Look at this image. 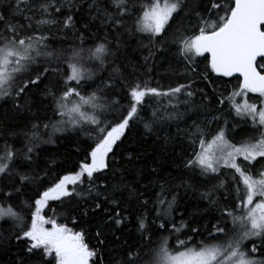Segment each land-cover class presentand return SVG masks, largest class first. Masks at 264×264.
<instances>
[{
    "label": "snow or ice",
    "instance_id": "obj_1",
    "mask_svg": "<svg viewBox=\"0 0 264 264\" xmlns=\"http://www.w3.org/2000/svg\"><path fill=\"white\" fill-rule=\"evenodd\" d=\"M85 3L86 9L73 0L67 6L60 0H0V100L11 102L10 108L0 109V140H4L0 148V223L11 221L10 231H0V254L14 257L4 264H105L106 245H111L107 264H264V258H255L257 254L264 257V169L254 171L264 160V63L260 62L264 61V0ZM74 8L86 13L80 28L72 14ZM97 21L92 33L97 39L85 47L84 33ZM44 26L71 30L74 39L65 35L57 42L67 47L53 48L50 40L55 38L44 34ZM133 41L134 52H147L140 65L127 56ZM157 55L183 61L186 70L182 75L187 82L166 91L150 87L149 81L141 82L139 77L130 82L129 76L139 67L151 73ZM198 57L218 77L238 74L240 78L238 90L227 97L221 93L217 102L219 106L228 103L227 115L234 111L242 125L250 123L247 131L251 134L239 142L229 138V131L245 129L240 125L229 129L227 119L225 126L213 131L212 125L224 113L209 118L212 98L204 89L193 87L196 76L208 80L207 71L198 72ZM129 66L133 73L126 72ZM103 72H108L107 80L85 94L89 82L94 83ZM117 84L126 104L111 98L117 94L112 91ZM248 93L258 94L260 102L249 103ZM197 95L199 103L194 99ZM181 96L183 113L175 110L178 104L171 103ZM240 96L245 97L243 103L236 100ZM146 97L168 98L170 103L145 117ZM186 115L193 121L188 128L177 125L176 136L159 135ZM135 123L143 124L146 134L156 135L160 152L147 163L130 152L126 165L111 167L110 154L115 156L117 142ZM69 132L83 133L91 143L81 147L77 137L71 151L83 158L60 175L56 159L41 157L37 149L54 144L56 134ZM20 135L25 146L17 150L7 141ZM178 136L190 141V153L183 147L176 151ZM169 145H174L171 152ZM148 155L144 153L145 160ZM222 169L229 170L230 177ZM200 177L217 179V183L199 192V199L208 207H194L189 213L192 222L216 209L221 217L230 218L231 227L217 220L207 236L189 247L195 236L202 235L199 228H190L193 235L187 240L175 237L177 243L170 248L173 233L189 227V221L183 219L176 223L180 190L198 192L204 183ZM229 179L235 185L234 206L221 207L219 197H213L217 190L227 188ZM28 187L34 199L23 201V208L17 211L18 205L10 201ZM72 198L76 199L72 211L79 213L72 223L92 219L95 246L86 242V230L76 231L42 215L50 202L63 204ZM27 212H31L30 223ZM152 212L155 216L150 221ZM133 215L142 243L123 238L122 225ZM157 232L168 235L153 241ZM13 248L17 249L14 253Z\"/></svg>",
    "mask_w": 264,
    "mask_h": 264
},
{
    "label": "trees",
    "instance_id": "obj_2",
    "mask_svg": "<svg viewBox=\"0 0 264 264\" xmlns=\"http://www.w3.org/2000/svg\"><path fill=\"white\" fill-rule=\"evenodd\" d=\"M61 3L65 4L67 6L68 0H60ZM74 3L77 4H84L86 9V3L85 0H73ZM0 11H3V9H0ZM54 11V10H53ZM69 14L67 12V8H65V15ZM72 14L74 15V19L77 22L76 27L80 28L81 24L84 19H86V13L85 11H81L79 8H74ZM223 14V13H221ZM5 15H7V12L5 11ZM56 16L63 20L62 16H59V14H56ZM23 21V18H20V22ZM131 21H129L130 23ZM193 24H195V20L193 21ZM99 25V21L95 22L93 27L86 33H84L85 39L87 40V44L85 47H87L89 44L93 42V40L97 39V37H94L92 33L96 31V26ZM45 35H49L54 37L55 39L50 40V46L53 48H60V47H67V44L61 45L57 41L64 39L65 35L67 36L68 40H73V34L71 30L66 31H60L59 26L48 28V26H44ZM103 33L100 34L102 37ZM76 43H79L78 39L75 40ZM136 48V44L133 41L131 44V47L127 49V56L132 61L133 64L140 65L143 63L141 57L144 55H147V52H141V51H133V49ZM173 51H175V48H173ZM207 55V54H206ZM206 60L203 57L197 58V64H198V72L204 73L205 71L208 72V80H202L199 78V76L194 77L196 79V83L194 84V89H204L208 95L212 98V103L210 105L211 113L209 118L211 116L220 115L221 113H224L221 120L217 123H214L212 125L213 131L217 128V126L221 127L224 125V120L227 119L229 121L228 128L231 129L233 125H240L241 128H244L245 131H241L239 128L235 133H232L229 131V136H232L234 140H241L245 135L251 134L247 131V129L250 127L248 125H242L239 118L235 116L234 111L231 115H227L229 112L230 105L226 103L223 106L218 105V100L221 98V93L224 97H227L231 92L237 90L239 87L240 78L235 77H218L215 73H211L210 69H206ZM261 63H264L261 61ZM152 65L150 64L149 67ZM185 64L183 61H178L174 57H169L168 59L157 55L156 57V64L151 73H147L146 69L143 67H139L138 71L135 74H132L129 76L130 82H135L137 80V77H139V80L141 82L147 80L149 81L150 87H157L161 91H166L169 86L175 87L177 83H186L187 80L183 77V73L185 72ZM127 73H133V68L129 66L126 69ZM143 73V75H141ZM108 78V72L99 73L97 79L95 82H89L91 87L85 88V94L88 91H91L92 89L96 88L98 85H101L102 80H107ZM120 85H116V89H113V92H117ZM249 97V96H248ZM111 98L113 99H120L121 104H126V99H121L120 94L117 92L116 95H113ZM251 98V97H249ZM248 98V100H249ZM146 107L144 108V111L142 115L147 117L151 114L153 109L159 107L163 108L164 106L169 105L170 101L168 98H162V97H146ZM183 99L184 97L181 96L179 100L172 99V104H178L179 107L175 110L178 112H185V106L183 105ZM196 103H199L200 96L197 95L195 98ZM251 101V100H250ZM11 107V102H6L5 100H0V109H8ZM217 108H220V111H216ZM171 110V109H170ZM35 111V109H34ZM40 115H43V113H40ZM48 116H51V112L49 111ZM191 115V113H189ZM203 118V115L200 117ZM193 121L191 119H188L187 115L180 120H174L171 122V127H165L163 131L159 133V135L164 136L171 134L173 136H176L177 132V125L180 129H186L191 125ZM249 126V127H248ZM19 131V129H17ZM80 141L81 147H86L88 143H91V141L88 140L86 135L79 132H69L66 134H56V136L53 137V139L56 141L54 144H43L40 146V149H37V152L40 154L41 157H47L52 156L56 159L58 168L61 169L60 175L65 174L66 171L71 170L75 164L78 163L79 159H82L83 157L76 156L74 152L71 151V149L74 147V141L77 139ZM177 140L179 141L178 144L175 145V149L177 152L181 150V147L188 149V152L190 153L192 151V147L190 146V141L185 137L183 140L180 139V137H177ZM8 144L13 145L15 149L22 150L25 146V140L23 135L17 136V137H11L7 141ZM118 147L114 148L115 156L110 154V166L111 167H120L121 165H126L127 160L125 159L128 155V153H133L134 155H138L140 157L141 163H147L148 161L154 160L157 156V154L160 152L161 142L157 140V137L155 134H146L143 124L141 123H135L129 130L126 131L125 136L121 138V141H118ZM4 144V140H0V148H2ZM198 145V142H197ZM174 147V145H169V152H171V149ZM43 149L44 151H41ZM148 153L147 160L144 159V153ZM261 164L257 163L255 166H259ZM137 166H139L137 164ZM149 167H152L154 165L149 164ZM225 176L231 175L230 171H226L225 169L221 170ZM111 173H109L110 175ZM215 174H210V176H214ZM222 178V177H221ZM201 181H204L203 185L199 187L198 192H193L189 190L187 193L183 189L180 190V196L181 199L179 201V205L177 208V212L175 214L176 217V223L179 225L180 220L183 219L185 221H189V227H186L182 229L180 233H173V238L169 241V247L174 248L177 240L175 237H179V239L187 240L189 236H192L193 234L190 231V228H199L201 230L202 235L195 236L194 241L190 243L188 246L193 245L194 243L200 241L203 239L204 236L208 235V232L212 231V225L217 223V220H220L222 224L224 222H228L229 227H231L230 218L228 217H221L220 213L216 209H212L207 215H204L203 217H196L195 222H192L193 218L189 216V213L193 211L194 207L199 208H207L208 204L204 200L199 199V192H204L209 188L211 185L217 183V179H209L205 177L199 178ZM235 185L231 182L229 179L227 188H221L217 190V192L214 195V199L219 197L220 200V206L227 205L228 207H233L235 202ZM9 189H6L8 191ZM159 191V189H157ZM34 197L32 196L31 187L25 188L23 193L20 195H14V198L10 203L18 205L17 211H19L21 208H23V201H28L29 198ZM227 197V199H225ZM170 198V197H169ZM7 206V205H5ZM76 206V199L72 198L71 200H65L63 204L60 202H50L49 206L45 208L42 215L45 216L46 219L52 218L56 219L59 223L67 224L69 227H73L74 230L80 231L81 229L86 230V242L90 244V246H95L97 244L95 236V228L92 227L93 221L89 217H84L79 220V222L75 225L72 223V218L74 216H78L79 213L76 211H72V209ZM149 208H151V205H149ZM55 210V214H54ZM143 211V210H141ZM180 213H183V216H180ZM127 215V213H124ZM30 216L31 212H27L28 217V223H30ZM155 216V212H152V215L149 217V220ZM160 221H157V224H159ZM169 229H171V225H169ZM11 230V221L0 223V231H10ZM122 231L125 234L123 238L129 239L130 242H139L142 243L143 241L139 240V236L135 231V216H131L128 221L125 222L124 225H122ZM131 231V236H128L127 234ZM121 233H117V235H120ZM162 235H168L167 232H157L156 235L153 236V241H157L158 238ZM259 241H257V244ZM111 247V245H106L105 250L103 253L104 256V262L107 264V261L109 259V252L108 249ZM17 249L13 248L11 249V252L14 253ZM114 255V254H113ZM12 257L10 254H0V264H4L5 261L9 260ZM257 259L264 258L260 254H257ZM54 264V261H53Z\"/></svg>",
    "mask_w": 264,
    "mask_h": 264
},
{
    "label": "rangeland",
    "instance_id": "obj_3",
    "mask_svg": "<svg viewBox=\"0 0 264 264\" xmlns=\"http://www.w3.org/2000/svg\"><path fill=\"white\" fill-rule=\"evenodd\" d=\"M238 88H237V90H238ZM244 98H245L244 96H240V97H237L236 100H237V102L243 103ZM260 100H261V98L258 97V101L259 102H260ZM258 101H253L252 102V101L248 100L249 103H259ZM262 169H264V160H262V162H261V164L259 166H255V169L254 170L259 171V170H262ZM226 171L229 172V170H226ZM46 227H50V225H46ZM191 246H193V245H190L189 247H191ZM247 246H248V248H251L252 245L250 243H248Z\"/></svg>",
    "mask_w": 264,
    "mask_h": 264
},
{
    "label": "flooded vegetation",
    "instance_id": "obj_4",
    "mask_svg": "<svg viewBox=\"0 0 264 264\" xmlns=\"http://www.w3.org/2000/svg\"><path fill=\"white\" fill-rule=\"evenodd\" d=\"M248 96L251 97V98H249ZM247 98H249V100H251L252 102H253V101H258V94H255V93H248V94H247ZM258 102H259V101H258ZM223 126H225V125H223ZM223 126H221V127H223ZM228 126H229V125H227V127H228ZM249 126H250V124H249ZM249 126H248V127H249ZM217 127H219V126H217ZM249 128H250V127H249ZM229 138L232 139V140H234L232 136H229ZM239 141H240V140H237V141L234 140V142H239ZM261 162H262V160H261ZM254 171H256V170H254Z\"/></svg>",
    "mask_w": 264,
    "mask_h": 264
},
{
    "label": "water",
    "instance_id": "obj_5",
    "mask_svg": "<svg viewBox=\"0 0 264 264\" xmlns=\"http://www.w3.org/2000/svg\"><path fill=\"white\" fill-rule=\"evenodd\" d=\"M258 60H259V58H258ZM260 62H261V61H260ZM262 62H264V61H262ZM232 77L239 78V77H238V74H234Z\"/></svg>",
    "mask_w": 264,
    "mask_h": 264
}]
</instances>
